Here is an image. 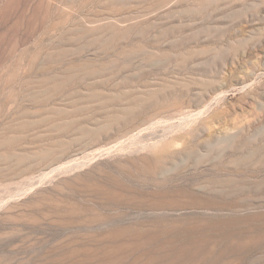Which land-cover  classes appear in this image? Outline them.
<instances>
[{"label":"rangeland","instance_id":"374dc122","mask_svg":"<svg viewBox=\"0 0 264 264\" xmlns=\"http://www.w3.org/2000/svg\"><path fill=\"white\" fill-rule=\"evenodd\" d=\"M0 264H264V0H0Z\"/></svg>","mask_w":264,"mask_h":264}]
</instances>
